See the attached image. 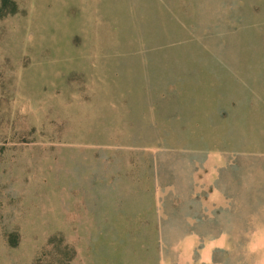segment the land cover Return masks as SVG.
<instances>
[{"label":"rangeland","instance_id":"obj_1","mask_svg":"<svg viewBox=\"0 0 264 264\" xmlns=\"http://www.w3.org/2000/svg\"><path fill=\"white\" fill-rule=\"evenodd\" d=\"M0 264H264V0H0Z\"/></svg>","mask_w":264,"mask_h":264}]
</instances>
